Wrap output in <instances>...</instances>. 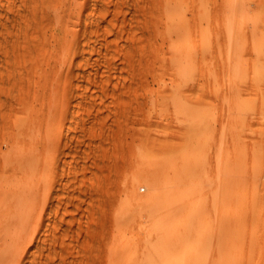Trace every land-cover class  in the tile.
Segmentation results:
<instances>
[{
	"label": "rangeland",
	"instance_id": "374dc122",
	"mask_svg": "<svg viewBox=\"0 0 264 264\" xmlns=\"http://www.w3.org/2000/svg\"><path fill=\"white\" fill-rule=\"evenodd\" d=\"M3 3L0 153L36 118L52 136L49 172L40 174L47 203L18 228V264L141 255L157 193L178 207L187 252L212 264H264V68L253 69L264 59V0ZM231 16L243 31L237 72L198 85L179 78L171 43L214 47L224 63L193 69L221 71Z\"/></svg>",
	"mask_w": 264,
	"mask_h": 264
},
{
	"label": "bare ground",
	"instance_id": "6f19581e",
	"mask_svg": "<svg viewBox=\"0 0 264 264\" xmlns=\"http://www.w3.org/2000/svg\"><path fill=\"white\" fill-rule=\"evenodd\" d=\"M3 6H4L3 0H0V47L3 43V35H4L3 34V32H4V30H3L4 29ZM236 15L238 16L237 13H236ZM237 16H231V17H233L234 21L233 20L231 21V24H230L231 27H229V30H228V32L230 31V33H231L230 39H229V36L226 33H224V34H226V36H228V39H229L228 40L229 43H227V44H229V47L231 45V48L229 49L230 51L228 50L230 61H228L229 60L228 59L227 65L223 64L222 67H219V69L222 68L221 71L215 69V71L212 70L211 73H204V72H206L204 70H207L208 69L207 68V69H204L203 71L201 70L202 71L201 73H199V72L195 73V71H194L195 68L193 69V67L196 66V64L198 62H201V61H207L208 62L209 60H211L213 62L212 64H216V65H220V63L223 62V58H219L218 55H216V53L218 51L214 47L205 49V48H203L205 46H203L202 50H199V48H198L199 51L185 52V50H183L184 47L182 45H180V43L176 44L175 41H174V43L170 42L171 43V45H170L171 51L170 52H172L173 53L172 55H174V56H173V59L171 61L170 60L169 61L171 62V64L172 63L174 64V67H176L173 69H176L179 78L181 76L184 77V75L186 74L187 79L194 78V81L196 82V84L197 83L199 84L200 82H206L212 78H218V75L222 71H224L225 74H229V76L231 73L237 72L236 70L241 65L240 62H241V59L243 58V55L240 53V51H242V50H239L240 45L238 46V43H241L239 38L241 36H243V31H241L239 29L240 27H238V29L240 31L233 30V29H235L233 27L235 25H233V23H232V22H235L234 24H236V19L234 17H237ZM203 19H204V17H203ZM196 20H198V19H196ZM191 21H192V19H191ZM238 21L240 23L242 21V18H241V20L239 19ZM61 22H63V20ZM242 23L243 22H241V26H242ZM190 24H186V25L188 26ZM198 25H196V26H198ZM227 26H228V24H227ZM238 26H240V25H238ZM179 27H180V25H179ZM192 27H194V26H192ZM183 28L187 29V27H183ZM190 29L191 28H189V30ZM198 29H200V28H198ZM183 31H185V30H182V32ZM198 32H199V30H198ZM198 32L195 31V35ZM232 32H233V34H232ZM188 33H190V32H188ZM183 34H185V33H183ZM217 35L219 37L222 34L220 32ZM219 39H220V37H219ZM213 40H215V39H213ZM187 45L188 44L186 42V46ZM211 46H213V42H212ZM2 47H3V45H2ZM188 47H191V46H188ZM254 47L255 48H253V50H256L259 48V46H257V45ZM182 51H184L185 53H182ZM215 51H216V53H215ZM172 55H171V57H172ZM203 67L206 68V66H203ZM213 68H215V67L213 66ZM259 68H264V59L263 58H257L256 62L254 64V67H253L254 70H256V69L258 70ZM198 69H196V70H198ZM175 77H177V76L175 75L174 77H172L173 80L176 79ZM258 79H264V77L260 76ZM185 80L186 79H183V81H185ZM188 84H190V83H188ZM192 84H194V82ZM192 86L193 85H191V87ZM190 88H189V90H190ZM230 93H231V91H230ZM45 126H47V125H45ZM44 131L45 130H44L43 123L37 118L33 119L27 123L26 127L21 128V134L16 135L15 133H13L10 135L9 139L7 140V144H6L7 147H6V150H4V152H5L4 155H2L3 152H1L2 154L0 153L3 156V161L0 163V264H18L20 262V260L22 259V256H20V248H21L22 243H20V241H19L21 238L19 239L20 229H18V228L21 225L24 226L25 224L27 225V224H30L31 222H33L34 211L37 210V212H38L37 207L42 209L47 203V201L44 198V197H46L45 196L46 194H44V193H46L50 187V184L47 182L49 178L44 179V177L46 178V176L41 177L40 174H48L47 172H49V168H50V162L49 161L50 160L48 161V157H49V150H50L51 145H48L46 141H47V138L50 139V138H52V136L50 135L51 133L46 132V133H48V135H47V134H45ZM67 132H69V131H67ZM56 148H58V146ZM51 154H53V153H51ZM51 163H52V161H51ZM152 187H155V186H152ZM152 187H150V189ZM160 187L161 186L159 184L157 186L158 192H160L159 191ZM155 188H154V190H155ZM59 189H60V187H59ZM157 189H156V191H157ZM50 198H52V197H50ZM49 200L51 201V199H49ZM164 201H166V200L165 199L163 200L162 197L159 195V193H157V195H155V198L153 199L154 207H152L153 206L152 205L151 209L149 208L147 210V213H145L144 221L150 222V224L148 223L149 226L147 225V230L145 233L146 235H144V237H142L143 241L138 243V247L140 248V251H141L140 254L141 255L138 254V255H136V257H134L135 256L134 255L132 257L124 258L123 257L124 254H123L122 255L123 259H119V256H121V254L118 257H116L117 255H114V258L112 257V260L110 259L111 257L109 256L110 257V258H108L110 260V261L108 260L109 264H212L213 263V262L210 263L211 260L208 261L207 256H205L206 258H203L204 256H202V258H203L202 259L201 257L198 256V254L196 255L193 252H187V250H184L183 246H184V244H186V242H188L187 240L189 238L187 236H183V237L178 236L179 228L182 227L178 223V218H179L178 215L180 213L179 211H178L179 213L177 212L178 207L175 204L170 205V206H165ZM52 202H53V200H52ZM151 204H152V202H151ZM47 207H48V205H47ZM47 207H46V210L49 209ZM55 207H58V205L54 206L53 208H55ZM55 209H58V208H55ZM40 212H42V211L39 210V213ZM53 212H55V210ZM52 213H50V214L52 215ZM36 214L38 217L40 216V215H38V213L35 212V216H36ZM40 214L43 215L45 213H40ZM54 214L56 215V213H54ZM182 214H183V212H182ZM48 217H50V216H48ZM44 218H45V216H44ZM50 218H48V221ZM42 222H44V221H42ZM33 223H35V222H33ZM169 229H173V231L169 232ZM21 241L24 243V240H21ZM122 244H120V247H119L121 249L123 248V247H121V245L124 246V243H122ZM23 245H25V244H23ZM131 245H132V243L127 247H131ZM119 248L117 250H119ZM23 250H24V248H23ZM135 252H137V251H135ZM119 253H120V251H119ZM137 253H139V252H137ZM127 255H128V253H127ZM128 256H130V255H128ZM25 258H26V256H25ZM22 261H25V260H22ZM101 263H103V261ZM103 264H105V262ZM107 264H108V262H107Z\"/></svg>",
	"mask_w": 264,
	"mask_h": 264
}]
</instances>
